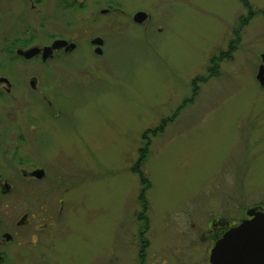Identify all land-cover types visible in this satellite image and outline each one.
Wrapping results in <instances>:
<instances>
[{
  "label": "rangeland",
  "instance_id": "1",
  "mask_svg": "<svg viewBox=\"0 0 264 264\" xmlns=\"http://www.w3.org/2000/svg\"><path fill=\"white\" fill-rule=\"evenodd\" d=\"M117 1L151 21L102 58L82 42L51 108L41 98V164L57 185H42L41 225L20 228L7 263L134 264L140 233L152 253L175 228L264 205V0Z\"/></svg>",
  "mask_w": 264,
  "mask_h": 264
},
{
  "label": "flooded vegetation",
  "instance_id": "2",
  "mask_svg": "<svg viewBox=\"0 0 264 264\" xmlns=\"http://www.w3.org/2000/svg\"><path fill=\"white\" fill-rule=\"evenodd\" d=\"M241 2L248 6L246 0ZM101 4L106 7L100 9ZM19 6L24 11L21 24L13 21L17 20L15 10ZM61 10L77 17L54 22L53 16ZM142 11L126 9L117 0H0V264H11L7 263L8 249L19 237L20 228L30 224L31 216L36 220L34 228L41 225V207L36 212L35 206L41 200L42 185L50 180L57 185L50 167L41 164V98L48 107L52 105L49 93L60 86L56 81L63 71L61 66L77 53L82 42L92 55L102 58L110 38L123 42L128 27L141 28L151 21V15ZM141 13L147 17L139 23L135 18ZM56 42H61V47L46 55L44 50ZM31 50L35 53L28 55ZM224 56L221 53L211 60V70L217 72ZM20 92L30 96L19 97ZM15 196L23 206L15 204ZM245 216L237 222L233 217H212L203 228L186 231L175 228L181 238L175 236L171 245L152 253L147 252L149 240L140 233L134 264H210L215 245L228 231L249 219ZM191 221L187 224L193 226Z\"/></svg>",
  "mask_w": 264,
  "mask_h": 264
},
{
  "label": "water",
  "instance_id": "3",
  "mask_svg": "<svg viewBox=\"0 0 264 264\" xmlns=\"http://www.w3.org/2000/svg\"><path fill=\"white\" fill-rule=\"evenodd\" d=\"M146 17L147 15L141 13L136 15L135 20L138 19L141 23ZM60 44L61 42H56L44 52L49 55L54 49L61 47ZM70 46V49L74 48ZM34 51H29L28 55H33ZM256 80L259 86L264 88V56L261 57ZM246 215L249 219L228 231L215 245L210 264H264V208H251L247 210Z\"/></svg>",
  "mask_w": 264,
  "mask_h": 264
},
{
  "label": "trees",
  "instance_id": "4",
  "mask_svg": "<svg viewBox=\"0 0 264 264\" xmlns=\"http://www.w3.org/2000/svg\"><path fill=\"white\" fill-rule=\"evenodd\" d=\"M185 104H187V103H185ZM175 117V116H174ZM141 184L142 185H145L146 183L143 181V180H141ZM147 188H148V186H147ZM145 190H147V189H144L143 191H145ZM142 195V194H141ZM143 196V195H142ZM141 200H144V198H141V199H139V201H141ZM143 206H145V204L143 203ZM146 206H148V205H146ZM262 208H264V205H260Z\"/></svg>",
  "mask_w": 264,
  "mask_h": 264
}]
</instances>
